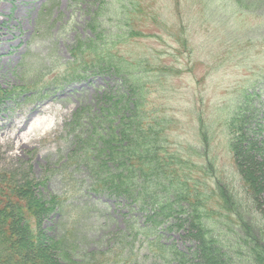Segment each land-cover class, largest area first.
Returning <instances> with one entry per match:
<instances>
[{
    "label": "rangeland",
    "instance_id": "1",
    "mask_svg": "<svg viewBox=\"0 0 264 264\" xmlns=\"http://www.w3.org/2000/svg\"><path fill=\"white\" fill-rule=\"evenodd\" d=\"M240 2L0 0V184L26 188L34 197L31 202L36 199L46 207L36 228L46 248L61 235L65 223L73 226L75 241L95 248L97 239L127 225L129 215L138 223L144 221L145 213L137 205L131 212L123 198L95 187L87 166L74 158L78 151L69 156L75 144L65 126L72 114L90 108L91 118L100 114L105 118L108 103L101 102L100 95L114 88L113 96L119 98L118 91L125 89L119 76L111 69L103 74L101 67L82 66L79 78L61 88L47 87V80L64 70L59 65L71 60L70 49L86 39L96 43L100 57L114 52L116 61L143 59L151 66L154 82V75L162 77L156 82L161 92L143 90L136 100H149L177 121L166 136L177 147L193 146L212 163L225 194L232 196L235 208L251 223L255 234L251 235L264 248V162L258 143L264 144V0ZM165 68H172V75L164 73ZM39 78L41 84L47 82L39 95L18 90ZM115 108L110 107L108 116L114 114L116 123ZM38 109L46 111L38 116L46 124L32 132L31 144L24 145L27 130L18 136L17 127ZM238 113L247 119L235 117ZM232 118H242L237 129L229 126ZM36 120L32 125H37ZM18 144L20 151L13 148ZM233 146H238L240 158ZM240 175L245 180L255 178L258 188L253 200L246 198ZM62 202L65 206L59 209ZM228 229L221 235L227 236L223 242L233 256L231 263L252 264L247 247L239 252L228 244L232 238H248L242 222L236 220ZM192 239L174 229L163 234L162 241L189 251L183 264H198ZM132 248L130 257L115 255L113 263L155 264V252L146 241L139 239Z\"/></svg>",
    "mask_w": 264,
    "mask_h": 264
},
{
    "label": "trees",
    "instance_id": "2",
    "mask_svg": "<svg viewBox=\"0 0 264 264\" xmlns=\"http://www.w3.org/2000/svg\"><path fill=\"white\" fill-rule=\"evenodd\" d=\"M237 3L240 4V0ZM83 47L82 52H74V64L68 63L67 67L77 66L79 62L101 65L103 69L114 70L125 89L120 92V88L116 100L114 92H105L103 97L100 96L101 102L108 103L107 109H103L107 113L105 118L100 114L90 119L77 113L84 121L81 126L85 125L87 130L84 146L74 158L87 166L95 187L101 193L123 198L131 205V212L137 205L138 210L145 213L144 221L138 223L136 217L129 215L127 225L97 239L95 248L83 247L85 244L75 241L73 226L65 223L62 224L61 235L46 248L41 242V234L36 231L47 211L46 207L43 209L36 199L35 203L31 202L34 197L26 188L14 187L16 185L1 187L0 184V264H114L115 255L125 253L126 257H130L132 247L139 239L146 241L155 252V264H183L189 251L162 241L163 234L174 229L195 238L192 240L195 242L194 253L200 257L198 264H232L233 256L225 251L227 245L223 242L227 236L221 233H227L236 220L242 222L248 238H232L228 244L234 246L233 250L240 248L239 252L247 247L252 264H263L262 243L251 235L254 234L251 223L245 221L239 209L235 208L232 196L225 194L224 186L211 170L212 163L210 166L209 161L193 146L182 144L177 147L169 140L166 134L174 126L177 127V121L167 118L164 109L151 105L147 99L136 100L137 95L142 96L143 90L161 92L156 82L162 77L154 75L157 77L154 82L151 66L143 59L135 60V63L118 60V63L113 57L114 52L100 57L99 48L90 39L82 43ZM75 69L67 68L62 75L73 74ZM172 71V68L164 69L168 75H172ZM114 106H117L116 123L114 114L108 116L110 107L114 109ZM241 115L238 113L235 117ZM242 118H232L229 126L237 129ZM244 126L242 124L241 128ZM240 132L245 134L242 130ZM200 138L202 142L206 141L202 130ZM258 143L264 162V144ZM234 146L232 151L240 158L238 146L236 149ZM246 173L252 175L244 170ZM241 179L244 192L248 194L246 198L253 200L258 188L255 178L245 180L241 176ZM64 206L62 202L59 209Z\"/></svg>",
    "mask_w": 264,
    "mask_h": 264
},
{
    "label": "bare ground",
    "instance_id": "3",
    "mask_svg": "<svg viewBox=\"0 0 264 264\" xmlns=\"http://www.w3.org/2000/svg\"><path fill=\"white\" fill-rule=\"evenodd\" d=\"M46 111H43L41 109H38L37 111H35L32 115H29L28 118L17 127V131L19 132L18 136L20 135V132L22 130H27L25 131V135L23 137V141L25 140L24 145H29L31 144V140L34 139L33 136L31 137L32 132L36 131L39 127H41L45 121L42 119H39L38 116H42L45 115ZM37 117L36 123L37 125H32L34 118ZM29 131H30V136H29ZM21 140V139H20ZM12 145L16 143L14 142V140H11ZM15 150H19L21 149L20 145L18 144V146L13 147Z\"/></svg>",
    "mask_w": 264,
    "mask_h": 264
}]
</instances>
